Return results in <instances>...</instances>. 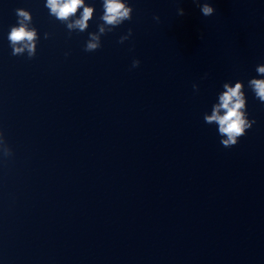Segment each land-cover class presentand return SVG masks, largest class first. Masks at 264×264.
I'll return each instance as SVG.
<instances>
[{
	"label": "clouds",
	"instance_id": "obj_1",
	"mask_svg": "<svg viewBox=\"0 0 264 264\" xmlns=\"http://www.w3.org/2000/svg\"><path fill=\"white\" fill-rule=\"evenodd\" d=\"M193 2L197 4L204 17L214 15L216 10L207 0L202 4L200 0H193ZM44 6L49 10L50 16L66 25L69 36L73 31L85 32L89 28V21L94 18L95 7L86 0H46ZM102 7L104 9L100 16L102 22L98 23L97 31L88 33L84 46L85 52H94L101 48L103 35L132 19L134 9L128 0H103ZM15 12L17 24L11 27L8 34L12 55L21 56L27 53L29 59L34 58L37 53L39 33L38 29L33 26L32 14L24 8H17ZM184 14L182 7L177 9V15L183 16ZM154 19L159 21L160 17L155 16ZM131 36L132 29L129 28L127 34L120 37L119 43H123ZM48 37L49 33H45L44 38ZM139 65L138 59L132 61V68L139 67ZM255 70L260 78H251L248 81V88L252 90L256 99L264 103V64H258ZM207 75L205 73L204 78H207ZM192 87L194 91H199L198 84L194 83ZM244 89L243 81L237 80L234 84L225 82L223 91L218 94V101L212 105L210 114L206 112L203 117L206 124L217 126L221 137L220 143L225 148L237 145L239 138L243 137L247 130L256 123L255 119H249ZM0 152H3L5 156L11 155V148L7 145L2 130H0Z\"/></svg>",
	"mask_w": 264,
	"mask_h": 264
}]
</instances>
